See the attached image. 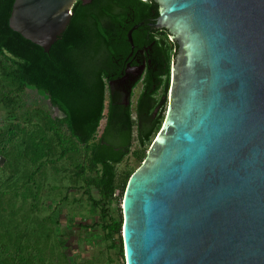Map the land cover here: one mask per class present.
Here are the masks:
<instances>
[{"label":"water","instance_id":"95a60500","mask_svg":"<svg viewBox=\"0 0 264 264\" xmlns=\"http://www.w3.org/2000/svg\"><path fill=\"white\" fill-rule=\"evenodd\" d=\"M77 1L15 0L9 27L49 53ZM152 1L178 50L122 201L125 264H264V0Z\"/></svg>","mask_w":264,"mask_h":264},{"label":"trees","instance_id":"16d2710c","mask_svg":"<svg viewBox=\"0 0 264 264\" xmlns=\"http://www.w3.org/2000/svg\"><path fill=\"white\" fill-rule=\"evenodd\" d=\"M14 2L0 0V155L5 159L0 166V264H70L63 233L57 235L56 245L50 235H37L36 227L45 226L51 217L39 220L40 205L50 200L42 199L37 185L49 165H57V190L66 191L57 203V227L59 207L66 206L71 188L81 183L101 223H80L79 230L100 228L95 236L123 256L121 209L118 218L110 212L113 205L122 204L135 169L127 165L119 172L118 167L130 154L142 163L162 127L178 46L166 30L150 26L158 17L152 0H79L66 30L45 53L10 29ZM137 25L133 45L148 52L151 65L140 78L142 91L133 117L131 102L125 105L110 84L112 75L118 78L124 71L121 62L131 49L127 34ZM42 97L62 118L50 115ZM26 160L30 165L21 163ZM65 165L72 176L66 177ZM44 249L56 261L46 259Z\"/></svg>","mask_w":264,"mask_h":264},{"label":"rangeland","instance_id":"374dc122","mask_svg":"<svg viewBox=\"0 0 264 264\" xmlns=\"http://www.w3.org/2000/svg\"><path fill=\"white\" fill-rule=\"evenodd\" d=\"M141 58L140 60H146L148 58V52L146 50H142ZM142 91V82H140L133 90L132 98H130V102L132 104V111H133V117L135 115V107L138 100V97ZM168 98V96H167ZM166 98V101L168 103V100ZM41 101V104L44 106L46 110L50 113L52 117H60L62 118V115L59 113H55L52 109L49 101L47 99H44V97L39 98ZM166 103V104H167ZM1 116H0V124L1 122ZM105 125V120L102 121L101 127L99 129L98 135L101 134L102 129ZM157 134V133H156ZM153 136V140L157 135ZM136 143L133 144L131 151L132 153L136 150ZM149 146H147L146 150H148ZM19 160V159H18ZM22 160V159H21ZM21 163H25L27 165H30L29 161H21ZM140 162H137L132 158V154L128 156L127 159L124 160V162L118 167L119 172H122L127 165L130 167H133L135 170L140 166ZM61 166V165H60ZM65 168L67 170L66 177L68 175L72 176L71 169L68 165H65ZM32 169L30 166L27 169L26 175L29 174V172ZM57 165L54 168V166H47L44 171L37 177V185L41 187L42 192V199L44 201V204L40 205V212L39 213V220H42L43 218H47V216H51L50 220L46 221L45 226L43 227H36L38 229L37 235L42 237L43 239L48 237L50 235L49 240L51 244L56 245L57 244V235L63 233L65 235V238L67 240V252H68V261L70 264H125L124 261V252L123 256H119L115 250L110 249V242H106L103 240H100V235L95 236L96 233L101 234V229L96 227L93 230L85 231L79 230L78 224H93L94 222L96 224L101 223V218L98 214V211H94L92 213V210H90L91 201L89 200L88 196L84 194V189L80 188L82 186L81 183L76 184L73 189L71 188L68 201L65 203L66 206H61L59 209L62 210V213L60 214V226L57 227V203L61 201V198H63L66 195V191H62L60 194V190H57ZM64 175V173H63ZM8 174H2L1 177L4 179L7 177ZM25 176V175H22ZM3 181V180H2ZM1 184V180H0ZM95 195L94 193H92ZM19 202V200H18ZM121 209L122 213V204L119 203V205H113L111 208V216L118 218L119 217V210ZM22 218H20L21 220ZM50 229H52V232H50ZM32 238L34 239V235H32ZM119 237L115 238L116 244L118 245ZM45 250V249H44ZM43 250V251H44ZM50 252V250H45V253ZM46 259L48 260H54L56 261L55 257L48 256ZM48 262H46L47 264ZM57 264V263H53Z\"/></svg>","mask_w":264,"mask_h":264},{"label":"flooded vegetation","instance_id":"af4514ba","mask_svg":"<svg viewBox=\"0 0 264 264\" xmlns=\"http://www.w3.org/2000/svg\"><path fill=\"white\" fill-rule=\"evenodd\" d=\"M140 53H142V50L136 48L132 44L128 57L121 62L123 63V65H125L124 71L121 73V76L115 78V76L112 75L113 81H111L112 84L110 85H113L114 93L117 94L118 98L123 100L124 102L126 94L128 92V88L133 84L131 91V94H133L134 88L140 83V79L136 81V72L138 70H142L141 79H143L146 74V68L150 67L151 65V61L148 58H146V60H140Z\"/></svg>","mask_w":264,"mask_h":264}]
</instances>
